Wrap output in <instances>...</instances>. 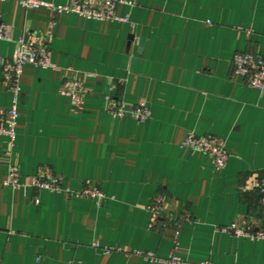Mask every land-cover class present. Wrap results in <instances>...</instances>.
<instances>
[{
	"label": "crops",
	"instance_id": "0c3cea01",
	"mask_svg": "<svg viewBox=\"0 0 264 264\" xmlns=\"http://www.w3.org/2000/svg\"><path fill=\"white\" fill-rule=\"evenodd\" d=\"M20 1L0 6L14 40L0 56L37 35L57 69L25 67L15 146L0 136V264H264V241L218 231L264 230V94L233 71L237 53L264 57V0H120L129 24ZM69 77L83 85L81 108L62 91ZM108 97L129 110L144 101L151 118H114ZM11 104L0 64V116ZM190 132L226 141L224 170L181 148ZM9 165L23 183L51 172L69 192L6 187ZM86 188L106 198L76 197Z\"/></svg>",
	"mask_w": 264,
	"mask_h": 264
},
{
	"label": "built area",
	"instance_id": "2783aa9c",
	"mask_svg": "<svg viewBox=\"0 0 264 264\" xmlns=\"http://www.w3.org/2000/svg\"><path fill=\"white\" fill-rule=\"evenodd\" d=\"M6 1L8 0H0V6ZM120 3H122L120 0H74L70 5H55L42 0L20 1V5L27 10L47 8L57 15L74 13L92 21H113L129 24V16L120 17L116 12L117 6ZM54 25L55 23L51 24L52 27ZM3 42H14V40L12 28L9 24L2 21L0 11V44ZM16 45L17 49L11 60H6L0 56L4 81L12 94L11 106L0 116V136L6 137L11 147L15 146L17 139L16 129L20 118L19 105L22 94L21 78L25 67L32 65L43 69H57V66L52 61V51L48 46L46 38L37 35L28 36L23 34L16 41ZM233 71L236 76L244 79L249 88L264 94V57L249 52L237 53L233 59ZM62 91L70 98L73 107H82L84 101V88L77 78H67L64 81ZM107 99L109 100L110 114L114 118L123 119L129 115L139 122H146L151 118V110L144 101H141L129 110L125 103L116 101L111 97ZM181 148L207 155L217 171H222L227 166L229 159L227 143L225 140L214 135L199 136L194 132H190L182 142ZM4 185L14 189L32 187L39 191L56 193L69 192L64 187L60 177L51 172H45L43 169H40L37 175L29 182L23 183L21 171L16 165H9ZM259 190L261 194L260 203L264 207V183ZM76 197L89 198L98 201V203L106 198L103 191L99 188H86L76 193ZM35 203L39 205L40 200L38 198L35 199ZM159 207L160 201L155 202L151 207V211L154 215L153 221L157 219V210ZM183 221L190 222L191 219L185 216ZM218 231L224 234L234 235L238 238H247L252 241H264V230L254 231L245 225L233 224L229 227H221ZM170 262L173 264H183L177 257H172ZM203 264L213 263L205 262Z\"/></svg>",
	"mask_w": 264,
	"mask_h": 264
},
{
	"label": "trees",
	"instance_id": "16d2710c",
	"mask_svg": "<svg viewBox=\"0 0 264 264\" xmlns=\"http://www.w3.org/2000/svg\"><path fill=\"white\" fill-rule=\"evenodd\" d=\"M259 198V195L256 196L254 194H244V200L247 201V203H249L252 206H256V202ZM261 200V199H260Z\"/></svg>",
	"mask_w": 264,
	"mask_h": 264
},
{
	"label": "water",
	"instance_id": "95a60500",
	"mask_svg": "<svg viewBox=\"0 0 264 264\" xmlns=\"http://www.w3.org/2000/svg\"><path fill=\"white\" fill-rule=\"evenodd\" d=\"M141 45H142V46L144 45V40L141 41Z\"/></svg>",
	"mask_w": 264,
	"mask_h": 264
}]
</instances>
